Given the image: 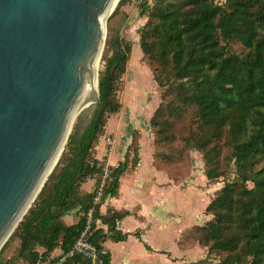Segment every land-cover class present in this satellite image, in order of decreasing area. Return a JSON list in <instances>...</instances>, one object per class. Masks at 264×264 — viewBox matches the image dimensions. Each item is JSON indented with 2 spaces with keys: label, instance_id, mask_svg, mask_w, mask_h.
Listing matches in <instances>:
<instances>
[{
  "label": "trees",
  "instance_id": "trees-1",
  "mask_svg": "<svg viewBox=\"0 0 264 264\" xmlns=\"http://www.w3.org/2000/svg\"><path fill=\"white\" fill-rule=\"evenodd\" d=\"M130 1L118 0L110 15ZM137 14L145 18L137 28L138 44L161 89L149 122L153 143L166 151L154 152L153 165L170 173L169 163L187 162V150L196 149L203 156L209 182L233 167V177L214 191L205 206L210 218L192 227L187 237L218 255V264H264V0H144ZM234 43L243 52H236ZM106 47L110 53L98 72L99 103L80 134V152L61 174L78 149L74 133L69 134L66 150L56 162L61 164L59 170L50 172L0 247V264L58 260L73 248L88 211V241L97 250L104 248L107 238L122 241L129 234L116 226L128 211L99 212L104 199L117 194L128 154L108 166L99 200L94 201L103 162L93 157V147L109 115L121 107L116 92L131 44L114 35ZM183 117L186 132L177 133L175 127ZM176 139L180 146L174 147ZM87 177H95V188L82 193L79 186ZM73 208L78 209V219L67 225L62 216ZM15 240L17 245L8 254ZM56 247L61 254L51 259ZM101 258L102 264L109 263L106 249ZM61 264H90V260L73 253Z\"/></svg>",
  "mask_w": 264,
  "mask_h": 264
},
{
  "label": "water",
  "instance_id": "water-1",
  "mask_svg": "<svg viewBox=\"0 0 264 264\" xmlns=\"http://www.w3.org/2000/svg\"><path fill=\"white\" fill-rule=\"evenodd\" d=\"M116 1L0 0V247L52 171L91 88L93 103L74 129L78 149L61 174L80 152L99 103L95 66Z\"/></svg>",
  "mask_w": 264,
  "mask_h": 264
},
{
  "label": "crops",
  "instance_id": "crops-1",
  "mask_svg": "<svg viewBox=\"0 0 264 264\" xmlns=\"http://www.w3.org/2000/svg\"><path fill=\"white\" fill-rule=\"evenodd\" d=\"M130 3L131 1L122 5L121 11H126V6ZM144 21L145 18L138 16L136 9L134 21L129 20V29H133L136 34L137 28ZM137 45L139 46L135 43L133 46L135 51ZM109 118L105 124V132L98 137L93 147V157L107 166H114L128 154V167L119 177L117 194L105 198L99 212L103 214L108 208L128 211L117 221L116 226L129 234L122 241L107 238L103 242L109 254L108 264H210L206 259L207 247L187 235L192 227L201 226L210 218L204 209L216 189L206 186L215 182H209L202 170L201 177L204 178L205 187L197 193L180 190L178 196L182 206L179 205L174 211L173 180L165 170L157 169L153 165L147 131L139 130L137 161L132 162L133 156L129 155L132 138H126L123 143H120L117 136L112 138L107 131L111 132L115 127L109 122ZM94 188L95 177H87L79 186L82 193L91 192ZM207 189L211 191L210 194L206 192ZM198 193L199 198L208 196L206 202L201 203V210L206 216L202 222H199L200 218L197 217L198 208H193L192 204L186 201L189 196L198 198ZM62 219L67 225L75 223L78 219V209L66 211ZM16 245L15 240L11 243L8 254L12 253ZM38 249L42 250L41 247ZM60 254V248L56 247L49 257L52 259Z\"/></svg>",
  "mask_w": 264,
  "mask_h": 264
},
{
  "label": "rangeland",
  "instance_id": "rangeland-1",
  "mask_svg": "<svg viewBox=\"0 0 264 264\" xmlns=\"http://www.w3.org/2000/svg\"><path fill=\"white\" fill-rule=\"evenodd\" d=\"M142 1L144 0H131V3L127 4L126 6V11H121L122 9L119 7L114 14L110 15L114 10L118 0L116 1V4L106 19L104 43L97 61L98 73L103 68L104 56L110 53L106 47V40L109 36L116 35L122 40V42H130L131 48L128 53L129 55L125 65V71L120 77L118 90L116 92L121 107L118 112L109 115V117L111 116L110 118L108 117L109 122L114 125L115 128L111 132L107 131V133L110 134L112 138L117 136L120 143L125 142L126 138H132V143L129 145V155L132 154V160L137 158V143L140 136L139 130L141 129L147 131L149 137L148 140L151 143V156L154 154V152H159L160 150L166 151L164 147L158 145L155 146L153 143V128L149 122L152 112L160 102L161 89L154 81L151 70L147 64V59L146 57L142 56L139 46L137 45L136 51L135 47H133L135 43H138L137 32L135 34L133 29H129V20L134 21L135 11ZM214 1L221 2L222 0ZM233 48L238 53L243 52V48L239 43H234ZM78 116L79 114L72 119L73 121L69 134L74 133ZM183 118L175 127L177 133L186 132V127H184L186 118ZM103 132L105 131L103 130ZM65 144L61 150V153L65 152L66 150ZM173 144L174 147L180 146L179 139H176ZM187 153L189 154L187 162L182 161L181 163H169L170 173H168V175L171 176L173 180L172 200L174 211L179 208V205L182 206V204L179 203L178 196L180 190L186 189L188 193H191L192 191L193 193H197L200 191V189L205 187L204 178L201 177V171L204 169L203 156L201 152L196 149H191L187 150ZM56 164L57 163H55L54 167L52 168L54 172H57L61 166L60 163L57 165ZM225 169H227L226 166ZM232 177L233 167L231 166L226 175L222 177L220 176L219 178L215 179L216 181H214V184H209V186L207 185L206 187H211L217 190L222 186L224 181L231 179ZM206 192L210 194L211 191H208L207 189ZM207 197H204L203 195L202 198H199L198 193V198L189 196L188 200H186L189 202V204H192L193 208H198L197 217L200 218L199 222H202L206 218L205 214L203 213L204 211L201 210L203 206L201 203L204 204L207 200ZM206 259H208L207 261L210 264H218L219 256L211 252L207 253Z\"/></svg>",
  "mask_w": 264,
  "mask_h": 264
},
{
  "label": "built area",
  "instance_id": "built-area-1",
  "mask_svg": "<svg viewBox=\"0 0 264 264\" xmlns=\"http://www.w3.org/2000/svg\"><path fill=\"white\" fill-rule=\"evenodd\" d=\"M109 169L108 166L103 164L102 166V174H101V180L98 184L96 195L94 196V201L97 202L99 200V196L101 194V188L104 181V178L106 177ZM91 221V213L88 211L87 213V223L83 231L80 233V236L76 240L73 248L67 253L61 255L58 260L56 261H49L43 262L41 260H37L35 264H61L65 256H70L73 253H81L85 257H87L90 260V264H102V258L101 255L105 254V248H102L100 250H97L89 241H88V228H89V222Z\"/></svg>",
  "mask_w": 264,
  "mask_h": 264
},
{
  "label": "bare ground",
  "instance_id": "bare-ground-1",
  "mask_svg": "<svg viewBox=\"0 0 264 264\" xmlns=\"http://www.w3.org/2000/svg\"><path fill=\"white\" fill-rule=\"evenodd\" d=\"M114 4V3H113ZM116 4V3H115ZM96 70H97V63H96ZM96 88V84L94 83L93 85V89ZM95 90V89H94ZM92 97V91H91V88H88L85 93L83 94V96L81 97L80 101L78 102V104L76 105L75 107V111H74V114H73V118L76 116V115H80L88 106H91V104L93 103V100H91L90 98ZM90 99V100H89ZM58 160V159H57ZM56 160V161H57ZM55 161V162H56ZM55 163H53V166L51 167V170L52 168L54 167Z\"/></svg>",
  "mask_w": 264,
  "mask_h": 264
}]
</instances>
